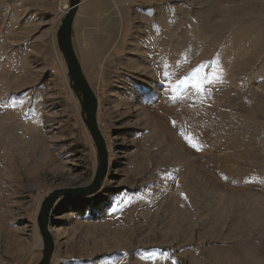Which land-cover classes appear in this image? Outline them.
Returning a JSON list of instances; mask_svg holds the SVG:
<instances>
[{"label": "rangeland", "instance_id": "374dc122", "mask_svg": "<svg viewBox=\"0 0 264 264\" xmlns=\"http://www.w3.org/2000/svg\"><path fill=\"white\" fill-rule=\"evenodd\" d=\"M70 7L0 0V264H39L45 200L99 170ZM73 44L108 171L56 202L51 264H264V0H82Z\"/></svg>", "mask_w": 264, "mask_h": 264}, {"label": "water", "instance_id": "95a60500", "mask_svg": "<svg viewBox=\"0 0 264 264\" xmlns=\"http://www.w3.org/2000/svg\"><path fill=\"white\" fill-rule=\"evenodd\" d=\"M81 3L82 0H71L70 11L63 20L62 26L59 30L58 45L69 70L71 87L78 95L80 103L82 104L85 122L97 145L100 165L95 180L90 186L79 189L57 190L45 200L38 218L39 230L42 235L44 248V257L39 264H51L55 251V241L51 232L52 228L55 227V224H51L50 219L56 202L62 197L82 198L96 194L100 191L108 171V153L106 144L97 122L98 102L83 74L73 44L74 24Z\"/></svg>", "mask_w": 264, "mask_h": 264}, {"label": "snow or ice", "instance_id": "6c2138e0", "mask_svg": "<svg viewBox=\"0 0 264 264\" xmlns=\"http://www.w3.org/2000/svg\"><path fill=\"white\" fill-rule=\"evenodd\" d=\"M201 67H204V66L202 65V66H200V67H197V68L194 70V72H193V75H194V76H195L196 74L200 73V71H201Z\"/></svg>", "mask_w": 264, "mask_h": 264}, {"label": "trees", "instance_id": "16d2710c", "mask_svg": "<svg viewBox=\"0 0 264 264\" xmlns=\"http://www.w3.org/2000/svg\"><path fill=\"white\" fill-rule=\"evenodd\" d=\"M177 262H178V261H177ZM178 263H180V264H184V263H183V262H181V261H180V262H178Z\"/></svg>", "mask_w": 264, "mask_h": 264}, {"label": "bare ground", "instance_id": "6f19581e", "mask_svg": "<svg viewBox=\"0 0 264 264\" xmlns=\"http://www.w3.org/2000/svg\"><path fill=\"white\" fill-rule=\"evenodd\" d=\"M40 241H41V239H40Z\"/></svg>", "mask_w": 264, "mask_h": 264}]
</instances>
